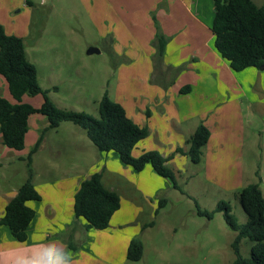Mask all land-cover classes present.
<instances>
[{
  "label": "crops",
  "instance_id": "0c3cea01",
  "mask_svg": "<svg viewBox=\"0 0 264 264\" xmlns=\"http://www.w3.org/2000/svg\"><path fill=\"white\" fill-rule=\"evenodd\" d=\"M59 9L67 17L79 16L80 10L84 12L101 40L110 44L108 50L112 59L118 62V82L125 80L136 88L145 100L144 108L154 110V114L164 121L162 125L155 123L151 111L148 120L137 121L140 125H149V134L145 138L147 143L143 139V144L140 141L134 148L132 154L135 157L157 149L170 157L168 164L183 179L184 172L193 162L177 149L187 150L188 138L200 123H204L210 129L202 157L208 161L203 169L206 174H212L213 156L217 155L222 162L229 159L225 150L229 144L231 149L233 146L238 148L232 159L239 164L234 190L239 191L254 182L252 178L257 177L262 167H254L250 176L247 174L243 132H237L234 141L227 144L222 141L218 145L217 142L226 137L225 132L232 124L241 123L242 120L233 115L241 110L245 96L255 92L256 102L264 105V69L249 67L235 71L216 50L212 30L213 0H0V23L8 34L24 39L33 33L40 36L51 12ZM76 31L72 28V32ZM157 34L166 40L159 71L155 68ZM99 50L102 49L99 47ZM134 83H140V86L135 87ZM186 87L189 90L182 92ZM138 110L144 111L141 107ZM47 126L48 123L43 129ZM60 126L53 130L58 131ZM28 133L21 151L7 148L0 137V167L10 158L19 159L24 163V180L28 176L26 151L31 150L39 138L32 139L28 145ZM74 134L78 139L56 141L45 162L41 163L40 158L37 160L45 147L44 138L33 153V182L41 199L29 202L35 216L28 227L26 241H18L6 225H0V264H23L25 259L41 252L43 245L53 243L71 254V264H128L131 261L127 258L130 241L141 237L142 231L154 221L151 219L157 208L154 196H161L169 188L179 190L151 165L136 171L121 160L118 162L117 152V155L111 151L103 154L104 151L83 138L84 134L79 131ZM159 145L163 148L156 147ZM68 146L72 149L70 156L65 151ZM106 168L110 172H106ZM96 171L102 173L104 186L120 196L121 206L107 228L86 229V220L75 218L74 195L81 182ZM194 172L192 169L191 174ZM189 180L183 179L186 186ZM20 185L0 191V217ZM182 189L180 193L196 196L183 186ZM72 225L76 228L70 240L68 230ZM70 242L75 247L70 246Z\"/></svg>",
  "mask_w": 264,
  "mask_h": 264
},
{
  "label": "rangeland",
  "instance_id": "374dc122",
  "mask_svg": "<svg viewBox=\"0 0 264 264\" xmlns=\"http://www.w3.org/2000/svg\"><path fill=\"white\" fill-rule=\"evenodd\" d=\"M253 1L257 5L264 3V0ZM61 12L60 9L51 12L42 35L33 33L30 37L26 35L27 37L23 38L27 58L36 65L38 81L44 89L48 90V95L54 104L61 109L83 111L99 117V101L107 92L112 100L119 102L125 108L127 115L135 122L148 120L153 114L155 123L165 124L160 117L154 114V110L144 108L145 100L137 93L136 88L125 83V80L123 83L118 82L116 74L118 62L112 59L108 50L110 44L101 40L91 20L84 12L80 10L79 16L70 17ZM39 17L40 13L36 15L35 23ZM72 28L77 31L72 32ZM90 47H100L102 50L100 53L89 54ZM0 82H2L0 95L15 102L2 75H0ZM134 86L138 87L140 83H134ZM256 99L255 92L245 96L241 110L235 111L233 115L236 119L240 118L241 123L232 124L225 132L226 137L220 139L217 144L220 145L222 141L226 144L234 141V135L239 131L243 132L242 137L245 141L243 152L247 174L250 176L254 167H262L261 172L256 174L257 177L252 179L257 182L260 178V186L264 191V105L256 102ZM22 102L39 107L43 102V96L41 94L24 95ZM138 107L143 108L144 111L140 112ZM47 123L46 116L40 113L30 116L26 142L28 145L32 139L39 137ZM77 131L84 134L83 138L91 142L84 131L71 121L62 122L58 131L53 129L46 131L43 136L45 147L42 148L41 157L37 160L40 161V158L41 163L47 161L46 156L51 155L56 141L78 139V136L74 134ZM145 142L148 141L145 139ZM140 144L142 145L143 142L141 141ZM156 147L163 148L161 145ZM236 149H238L236 146L231 149L227 144L225 150L229 159H225L224 162L220 161L217 155L213 156L215 160L211 166L214 171L212 174H206L203 170L208 162L206 159L198 164L190 163L188 171L183 174V179H190L188 186L183 179L177 176L180 185L182 184L181 186L186 191L196 196L189 197L187 194L180 193L179 190L167 189L161 195L167 198L166 204L159 208L158 215L151 218L155 223L146 227L141 233L143 242L141 259L130 261L128 264L232 263L235 259L232 242L237 232L227 225L222 211H216L211 219L199 215L195 199L201 209L208 211L215 209L218 201H227L231 204L232 212L240 223L247 220V215L237 195L238 190H234L238 182L236 176L239 166L238 163L232 161L236 155ZM29 151L30 149L26 151V155ZM65 151H68L67 156H70L72 149L68 146ZM108 152H103V154ZM111 154L117 155L115 151H111ZM4 162L0 167V191L20 185L25 181L23 162L17 158H10ZM175 162L181 165L179 161ZM190 167L194 169V174H191ZM105 170L110 172L107 168ZM161 196H154L156 206ZM144 220H147V217H144ZM251 246L252 242L248 238H242L239 243L241 255L249 257Z\"/></svg>",
  "mask_w": 264,
  "mask_h": 264
},
{
  "label": "trees",
  "instance_id": "16d2710c",
  "mask_svg": "<svg viewBox=\"0 0 264 264\" xmlns=\"http://www.w3.org/2000/svg\"><path fill=\"white\" fill-rule=\"evenodd\" d=\"M214 46L225 58L231 68L242 71L249 67L258 69L264 64V3L257 5L253 0H213ZM166 40L157 34V53L155 68L161 69ZM0 75H2L15 102L0 95V134L2 143L12 150L21 151L25 147V138L29 130L28 121L31 115L40 113L46 116L48 126L41 132L37 142L24 157L27 164L28 176L19 186L16 194L5 206L0 217V225H6L13 236L20 242L26 241L28 227L35 216V210L29 205L30 201L40 200L41 195L33 182L34 170L32 155L43 139L44 133L57 128L64 121L78 125L99 151H115L120 160L136 171H142L146 165L161 176L168 179L173 188L183 191L178 182L176 171L168 164L169 158L158 150H148L135 157L132 152L136 145L149 134L147 125L136 123L127 115L125 108L110 98L105 92L99 101V117L83 111L61 109L57 107L39 81L37 68L26 55L24 39L14 34H8L0 23ZM189 87L182 88V92ZM41 94L43 102L39 107L22 102L24 95ZM210 137V129L200 123L188 138L187 150L178 148L177 151L186 154L191 162L198 164L203 157V149ZM259 173L257 172V175ZM240 204L244 209L247 220L238 221L232 212L229 202L218 201L215 209H201L197 200V213L211 219L216 211H222L227 225L237 235L232 242L235 259L231 264H264V194L257 182L243 186L237 192ZM167 202L161 196L155 214ZM120 196L107 189L102 181V173L96 171L81 182L80 188L74 195L73 210L76 220H86V229H104L110 226L114 213L120 208ZM151 221L148 225H153ZM76 226H70L68 238ZM242 238L252 242L250 256L244 257L239 250ZM70 246L75 247L70 242ZM143 254L141 237L133 238L127 249V258L138 261Z\"/></svg>",
  "mask_w": 264,
  "mask_h": 264
},
{
  "label": "clouds",
  "instance_id": "9594fccd",
  "mask_svg": "<svg viewBox=\"0 0 264 264\" xmlns=\"http://www.w3.org/2000/svg\"><path fill=\"white\" fill-rule=\"evenodd\" d=\"M23 264H71V254L56 244H45L42 251L28 257Z\"/></svg>",
  "mask_w": 264,
  "mask_h": 264
},
{
  "label": "water",
  "instance_id": "95a60500",
  "mask_svg": "<svg viewBox=\"0 0 264 264\" xmlns=\"http://www.w3.org/2000/svg\"><path fill=\"white\" fill-rule=\"evenodd\" d=\"M98 52H100V50H99V48H97V47H90V48L88 49V53H89V54H91V53H98ZM260 69H264V64L261 66Z\"/></svg>",
  "mask_w": 264,
  "mask_h": 264
}]
</instances>
